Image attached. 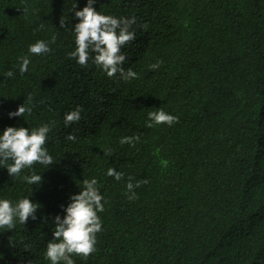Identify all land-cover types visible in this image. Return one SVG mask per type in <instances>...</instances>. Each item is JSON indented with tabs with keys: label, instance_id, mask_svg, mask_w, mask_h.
Segmentation results:
<instances>
[{
	"label": "trees",
	"instance_id": "16d2710c",
	"mask_svg": "<svg viewBox=\"0 0 264 264\" xmlns=\"http://www.w3.org/2000/svg\"><path fill=\"white\" fill-rule=\"evenodd\" d=\"M73 3L0 0V130L51 123L53 158L22 170L39 185L0 167V198L40 205L35 220L0 229V264H50L54 218L93 177L102 227L74 264H264V0H96L103 14L135 18L121 49L122 67L138 74L129 80L69 58ZM41 39L53 41L49 53L20 74L18 57ZM29 95L31 113L9 118ZM76 107L81 118L66 128ZM157 108L177 121L146 127Z\"/></svg>",
	"mask_w": 264,
	"mask_h": 264
},
{
	"label": "clouds",
	"instance_id": "9594fccd",
	"mask_svg": "<svg viewBox=\"0 0 264 264\" xmlns=\"http://www.w3.org/2000/svg\"><path fill=\"white\" fill-rule=\"evenodd\" d=\"M96 0H85L82 8L76 9L73 3L74 17L78 22L71 28L74 37V49L68 53L69 58L76 63L86 65L91 57L108 77L119 74L120 79L137 78V73L131 68L125 71L122 67L126 57L121 51L129 41L135 39V33L130 30L135 18H118L110 14H103L94 8ZM64 26V22H60ZM53 37V41H54ZM53 41L36 40L27 47V53L18 57V71L20 74L29 71L31 55L42 56L49 53V44ZM151 68L158 64L150 65ZM6 76L12 77L13 72L7 71ZM27 103L23 102L14 111L7 113L9 118L22 117L31 113L32 97L29 95ZM25 100V99H24ZM81 118V108L76 107L67 111L63 116L64 126L67 128ZM177 117L157 108L147 113L146 127H153L161 123L171 126ZM51 123H42L35 127L7 126L0 130V167L7 170L11 177L19 176L28 185H39L42 177L34 169L29 175H21L22 170L32 169L33 164H40L46 168L53 164V158L45 147ZM76 136L67 135V140L75 141ZM139 137H122L120 143L132 144ZM106 175L115 180H121L123 173L108 168ZM138 186L131 182L126 187L129 199H135L133 188ZM78 193L70 194L66 206H61L63 216H55L52 239L47 242L44 257L50 264H74L72 254L87 257L95 251L96 233L101 230L102 224L98 213L104 210V197L97 187V180L93 177L84 179ZM40 207L29 197L18 198L15 201L0 198V229L11 230L18 221L25 224L29 218L36 219V211Z\"/></svg>",
	"mask_w": 264,
	"mask_h": 264
}]
</instances>
